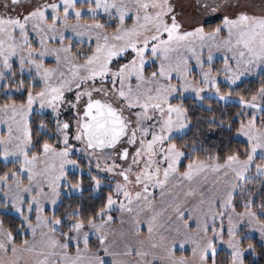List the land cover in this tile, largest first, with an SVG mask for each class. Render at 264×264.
<instances>
[{
	"label": "snow or ice",
	"instance_id": "1",
	"mask_svg": "<svg viewBox=\"0 0 264 264\" xmlns=\"http://www.w3.org/2000/svg\"><path fill=\"white\" fill-rule=\"evenodd\" d=\"M0 264H264V0H0Z\"/></svg>",
	"mask_w": 264,
	"mask_h": 264
},
{
	"label": "rangeland",
	"instance_id": "2",
	"mask_svg": "<svg viewBox=\"0 0 264 264\" xmlns=\"http://www.w3.org/2000/svg\"><path fill=\"white\" fill-rule=\"evenodd\" d=\"M177 254H179V253H177ZM187 254V253H186Z\"/></svg>",
	"mask_w": 264,
	"mask_h": 264
}]
</instances>
